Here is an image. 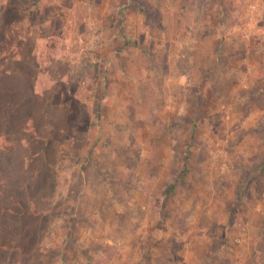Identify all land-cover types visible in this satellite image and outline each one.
Returning a JSON list of instances; mask_svg holds the SVG:
<instances>
[{"label": "rangeland", "instance_id": "374dc122", "mask_svg": "<svg viewBox=\"0 0 264 264\" xmlns=\"http://www.w3.org/2000/svg\"><path fill=\"white\" fill-rule=\"evenodd\" d=\"M1 205L0 264H264V0H0Z\"/></svg>", "mask_w": 264, "mask_h": 264}, {"label": "crops", "instance_id": "0c3cea01", "mask_svg": "<svg viewBox=\"0 0 264 264\" xmlns=\"http://www.w3.org/2000/svg\"><path fill=\"white\" fill-rule=\"evenodd\" d=\"M110 41H111V40H110ZM134 41H136V40H134ZM118 42H119V40L114 41L113 39H112V41H111V45L114 46L113 51L116 50V53H118V51H117L118 48H116ZM115 48H116V49H115Z\"/></svg>", "mask_w": 264, "mask_h": 264}, {"label": "trees", "instance_id": "16d2710c", "mask_svg": "<svg viewBox=\"0 0 264 264\" xmlns=\"http://www.w3.org/2000/svg\"><path fill=\"white\" fill-rule=\"evenodd\" d=\"M10 92H13V90H10ZM0 209H2V210H6V207H5L4 205H1V206H0Z\"/></svg>", "mask_w": 264, "mask_h": 264}]
</instances>
